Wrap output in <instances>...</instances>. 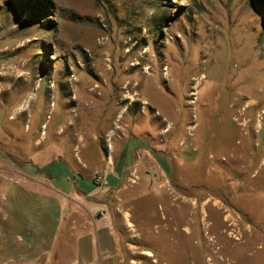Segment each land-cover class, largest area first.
Segmentation results:
<instances>
[{"label": "rangeland", "instance_id": "1", "mask_svg": "<svg viewBox=\"0 0 264 264\" xmlns=\"http://www.w3.org/2000/svg\"><path fill=\"white\" fill-rule=\"evenodd\" d=\"M107 134L119 264H264V0H0V168L35 153L89 183ZM3 201L0 264H75L60 242L15 259Z\"/></svg>", "mask_w": 264, "mask_h": 264}, {"label": "crops", "instance_id": "2", "mask_svg": "<svg viewBox=\"0 0 264 264\" xmlns=\"http://www.w3.org/2000/svg\"><path fill=\"white\" fill-rule=\"evenodd\" d=\"M43 128L45 122L41 123L38 136L33 137L35 146L46 144L47 134L46 131L43 132ZM29 132V127H24V134L28 135ZM52 133L56 138L63 135V125H57ZM76 136L79 138L78 129L72 127L71 140ZM100 138L101 136L99 140ZM52 140L50 139V144H46V148L50 146L53 149V145L58 144ZM101 146L103 149L102 144ZM77 147L75 144L73 149ZM78 148L81 154V147ZM103 150L105 165L101 171L106 185L99 187H95V172L89 178V183H79L75 181L74 175L69 176L67 168L71 167L67 161L60 158L50 162L35 153L29 154L30 156L23 154L26 162L19 167L0 168L5 179L0 194L4 200L2 210L8 228L6 237L9 248L6 251L14 254L15 259L38 260L42 256L51 255L60 242L62 247L70 244L74 246L75 264H119L121 238L116 232L109 208L116 188L125 179L121 164L125 165L123 158L126 149L111 146L109 151ZM7 161L9 164H17L10 157ZM79 163L84 166L81 160ZM26 165L38 167L32 171L27 170ZM76 174L84 178L80 172ZM64 178L67 183L69 179L73 181L72 187L69 188ZM116 213L122 215L123 225L126 227L125 212L119 210Z\"/></svg>", "mask_w": 264, "mask_h": 264}, {"label": "built area", "instance_id": "3", "mask_svg": "<svg viewBox=\"0 0 264 264\" xmlns=\"http://www.w3.org/2000/svg\"><path fill=\"white\" fill-rule=\"evenodd\" d=\"M110 138H111V135L107 134V136L105 137V140H104V147L108 151L111 149ZM93 178H94V182L96 184H102V185L106 184L105 177L103 176V174L101 172H95Z\"/></svg>", "mask_w": 264, "mask_h": 264}, {"label": "bare ground", "instance_id": "4", "mask_svg": "<svg viewBox=\"0 0 264 264\" xmlns=\"http://www.w3.org/2000/svg\"><path fill=\"white\" fill-rule=\"evenodd\" d=\"M240 116L243 117L244 116V113H241Z\"/></svg>", "mask_w": 264, "mask_h": 264}]
</instances>
